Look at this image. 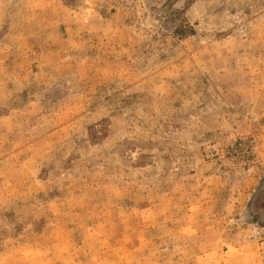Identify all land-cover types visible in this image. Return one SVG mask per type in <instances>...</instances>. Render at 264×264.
<instances>
[{
	"label": "rangeland",
	"instance_id": "rangeland-1",
	"mask_svg": "<svg viewBox=\"0 0 264 264\" xmlns=\"http://www.w3.org/2000/svg\"><path fill=\"white\" fill-rule=\"evenodd\" d=\"M0 264H264V0H0Z\"/></svg>",
	"mask_w": 264,
	"mask_h": 264
}]
</instances>
